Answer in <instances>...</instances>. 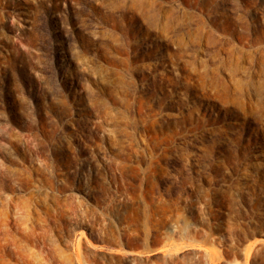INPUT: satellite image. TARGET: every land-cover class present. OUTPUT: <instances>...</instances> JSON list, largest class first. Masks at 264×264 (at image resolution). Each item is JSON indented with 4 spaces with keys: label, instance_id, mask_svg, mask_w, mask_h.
Returning a JSON list of instances; mask_svg holds the SVG:
<instances>
[{
    "label": "rangeland",
    "instance_id": "obj_1",
    "mask_svg": "<svg viewBox=\"0 0 264 264\" xmlns=\"http://www.w3.org/2000/svg\"><path fill=\"white\" fill-rule=\"evenodd\" d=\"M0 264H264V0H0Z\"/></svg>",
    "mask_w": 264,
    "mask_h": 264
}]
</instances>
